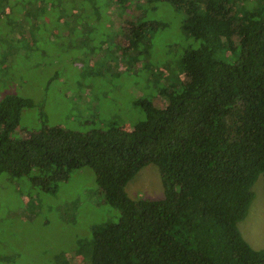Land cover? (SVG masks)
Segmentation results:
<instances>
[{
    "label": "trees",
    "instance_id": "16d2710c",
    "mask_svg": "<svg viewBox=\"0 0 264 264\" xmlns=\"http://www.w3.org/2000/svg\"><path fill=\"white\" fill-rule=\"evenodd\" d=\"M109 1L107 8L125 14L118 22L129 67L150 90L132 101L143 118L86 132L42 122L18 137L21 110L33 101L5 94L0 174L54 193L72 170H92L100 203L116 216L92 224L90 237L77 239L57 264H264V248H252L237 229L259 174L264 194V0L238 10L235 0ZM165 4L181 12L179 28L197 44L151 63L150 40L164 23L149 16ZM7 8H26L17 17L28 29L29 0H0V19ZM160 67L164 76L154 71ZM148 163L159 170L162 196L131 198L125 185Z\"/></svg>",
    "mask_w": 264,
    "mask_h": 264
},
{
    "label": "rangeland",
    "instance_id": "374dc122",
    "mask_svg": "<svg viewBox=\"0 0 264 264\" xmlns=\"http://www.w3.org/2000/svg\"><path fill=\"white\" fill-rule=\"evenodd\" d=\"M108 1L98 0L102 8H95L93 0H29L28 29L17 17L26 8H7L0 19V97L14 93L33 101L32 107L21 110L15 136L24 137L42 122L86 132L102 129L112 119L127 128L143 118L132 101L150 90L138 69L129 67L127 32L118 22L125 14L114 12L113 4L107 8ZM247 1L235 0L233 8L238 10ZM149 17L164 23L150 40L149 62L156 63L159 55L164 58L163 53L170 59L187 44H197L181 32L182 14L173 7L158 6ZM19 32L25 38L15 40ZM154 71L162 76L167 72L163 67ZM156 99L164 104L162 97ZM57 183L56 191L49 193L25 177L0 174V256L13 257L0 264H57L56 258L65 257L77 239L90 237L92 224L116 216L100 203L90 168L72 170ZM125 190L131 198H161L156 165L141 167ZM251 191L237 229L252 248H264L260 174Z\"/></svg>",
    "mask_w": 264,
    "mask_h": 264
}]
</instances>
